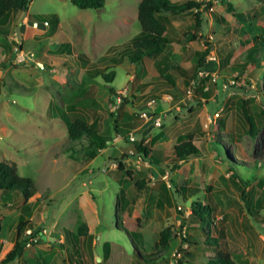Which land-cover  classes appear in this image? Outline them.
Masks as SVG:
<instances>
[{"label": "rangeland", "instance_id": "obj_1", "mask_svg": "<svg viewBox=\"0 0 264 264\" xmlns=\"http://www.w3.org/2000/svg\"><path fill=\"white\" fill-rule=\"evenodd\" d=\"M171 1L202 4L197 39L190 41L196 9L171 15V44L137 66L126 49L140 33V0H103L101 10L32 0L0 27V163H14L35 190L26 203L20 193L6 203L0 194V262L22 219V238L39 233L13 264H140L139 256L208 264L217 251L210 240L234 264H264V52L244 75L237 70L253 43L245 37H264V0ZM16 38L25 61L14 52ZM208 45L209 69L197 70ZM163 56L173 89L154 65ZM75 119L94 123L106 147L71 141L65 122ZM185 134L198 155L177 161L173 148ZM141 141L160 163L139 157ZM125 156L119 171L115 160ZM197 203L210 208L206 225L193 215Z\"/></svg>", "mask_w": 264, "mask_h": 264}, {"label": "trees", "instance_id": "obj_2", "mask_svg": "<svg viewBox=\"0 0 264 264\" xmlns=\"http://www.w3.org/2000/svg\"><path fill=\"white\" fill-rule=\"evenodd\" d=\"M32 0H0V27L5 26L9 20V17L12 13L22 12L26 13L31 4ZM72 5L77 7L80 10H101L103 8V0H71ZM202 4L196 2H185V3H174L171 0H140L137 8V22L140 26V33L133 37L127 44L126 57L131 65L137 66L143 62V59L146 57H151L155 53H159L166 46L171 44V40L166 37V31L169 24V16L183 14L196 9L195 14V29L191 32V40L195 41L197 39V30L201 27V20L199 13ZM236 18L241 17V15L236 14ZM250 36V35H249ZM245 40L252 43V46L248 49L246 55V62L243 65L237 66L238 75H244L248 68L257 62L256 55L264 52V37H258L253 35L251 37H245ZM189 41V42H190ZM13 43V42H12ZM16 45V43H13ZM20 47V45H19ZM211 51V46L208 45V48L199 54L197 60L196 69H209V65L205 64V59L209 52ZM168 58L167 56L162 57L161 62L155 61L154 65L166 84H170L173 89L174 80L172 76L168 73ZM117 62V61H116ZM162 67H161V66ZM161 67V69H160ZM164 73V74H163ZM94 76H101L107 84L111 83L113 80V73L104 74L103 72H95ZM237 80V79H236ZM165 86V84H164ZM110 93L115 94L113 89L109 90ZM206 96V94H204ZM123 102L125 100H122ZM247 120V123L250 126V134L254 137L257 135V127L255 122L250 116L246 113L244 114ZM67 125L68 137L73 142L81 141L83 138L89 141L88 149L93 147L96 150H102L106 147L107 140L99 135L96 125L94 123L87 124L82 119H75L73 122H65ZM163 137V134L159 133L152 141L151 144H155ZM192 135L185 134L177 138L175 146L173 148V155L177 161H186L189 157H194L198 155L197 149L192 145ZM134 149L139 157L144 161H147L151 164L157 165L160 163L158 157L155 156L148 148L143 146L142 141L134 145ZM74 152V151H73ZM91 156H94V152L91 151ZM124 158L115 160L117 163V169L123 171L124 169ZM232 177L236 175L231 171ZM129 174V173H128ZM137 187L142 188L139 184ZM184 192L185 189L182 188ZM17 193H20L23 202L26 203L34 198L35 190L33 183L28 178L19 176L17 172V167L14 163H0V194L3 196V202L12 201V198L17 196ZM21 210L26 212V206L23 204ZM210 213L209 206L204 204L197 203L196 208L193 210V215L199 219L201 224L206 225ZM206 214L207 217L203 215ZM28 223L24 222L22 219L19 220L16 227L15 241L12 247L7 250L4 254V257L0 264H13L19 260L25 249L27 239L29 237H34L38 235L39 230L34 228L30 236L21 237L22 230L26 227ZM77 233L80 235H85L83 230L78 229ZM64 238L68 247L76 248L77 240L74 238L71 232L64 230ZM212 245L217 247L216 256L213 260H209L208 264H234L231 260L229 254L222 253L218 250L217 240H210ZM164 240L159 243H155V248H160L163 245ZM106 246V256L109 254V244ZM140 264H154L155 259L151 257H138Z\"/></svg>", "mask_w": 264, "mask_h": 264}, {"label": "built area", "instance_id": "obj_3", "mask_svg": "<svg viewBox=\"0 0 264 264\" xmlns=\"http://www.w3.org/2000/svg\"><path fill=\"white\" fill-rule=\"evenodd\" d=\"M24 25H26V21L24 22ZM31 26H32L33 28L37 29V28L39 27V24L36 23V22H33V23H31ZM43 26H44V27H48V22H44V23H43ZM14 41H15V43H16V45L13 47L14 52H16L17 55H21V56H20L21 59L18 60V61H19V62H21V61H25V57H26V56H24L23 52L21 51V47H19V45H20V44H19V41L17 40V38L14 39ZM30 57H33V54H30ZM30 57H28L29 60H30ZM157 124L159 125V121L157 122ZM130 140L133 141L134 139L131 137ZM102 171H103V170H102ZM26 233H27L26 236H30V235H31V234H30V231H28V232H26ZM36 241H37V239H33V238L29 237V241H28V242H30V243H31V242L36 243ZM26 244H27V243H26Z\"/></svg>", "mask_w": 264, "mask_h": 264}, {"label": "water", "instance_id": "obj_4", "mask_svg": "<svg viewBox=\"0 0 264 264\" xmlns=\"http://www.w3.org/2000/svg\"><path fill=\"white\" fill-rule=\"evenodd\" d=\"M41 240L46 241L47 239L45 236L41 235Z\"/></svg>", "mask_w": 264, "mask_h": 264}, {"label": "crops", "instance_id": "obj_5", "mask_svg": "<svg viewBox=\"0 0 264 264\" xmlns=\"http://www.w3.org/2000/svg\"><path fill=\"white\" fill-rule=\"evenodd\" d=\"M25 21H27V20L24 19L22 23L24 24ZM30 25H31V24H30ZM46 239H47V238H46Z\"/></svg>", "mask_w": 264, "mask_h": 264}]
</instances>
